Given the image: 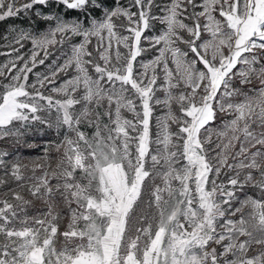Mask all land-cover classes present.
<instances>
[{
	"label": "snow or ice",
	"instance_id": "6c2138e0",
	"mask_svg": "<svg viewBox=\"0 0 264 264\" xmlns=\"http://www.w3.org/2000/svg\"><path fill=\"white\" fill-rule=\"evenodd\" d=\"M21 17L47 30L3 37L0 141L61 139L0 149V264H264V0H0Z\"/></svg>",
	"mask_w": 264,
	"mask_h": 264
},
{
	"label": "trees",
	"instance_id": "16d2710c",
	"mask_svg": "<svg viewBox=\"0 0 264 264\" xmlns=\"http://www.w3.org/2000/svg\"><path fill=\"white\" fill-rule=\"evenodd\" d=\"M11 21H12V19H9L5 22L0 23V49L4 44V39H3L4 32H3V30L5 29V25ZM0 63H1V60H0ZM34 127H39L40 131L29 134L27 137H25V139L29 143L34 144L35 147H26V146L25 147H17L16 145L11 143L10 141L5 142L6 144L4 146H1L4 150H8L10 152L18 153V155L16 156V160L28 165L29 168H31L33 163H41V164L46 163L45 160H41L42 155L40 153L41 150L44 148L45 143H48L49 141L58 142L60 140V137L54 135L53 132L47 130L45 128V126L37 125ZM49 156L53 157V158L50 159L48 162H51L52 166L55 167L56 161H57L55 159V157H56L55 153L50 152ZM29 174H31V173H29ZM39 174L40 173L38 171L36 173V175H39ZM42 207H43L42 205L37 203L36 209H41ZM36 209H34L33 211H36Z\"/></svg>",
	"mask_w": 264,
	"mask_h": 264
},
{
	"label": "rangeland",
	"instance_id": "374dc122",
	"mask_svg": "<svg viewBox=\"0 0 264 264\" xmlns=\"http://www.w3.org/2000/svg\"><path fill=\"white\" fill-rule=\"evenodd\" d=\"M24 0H19V3H23ZM120 2H125V0H120ZM38 8L40 6H37ZM45 12H48L50 11V9H43ZM70 15H76L75 12H70L69 13ZM32 21H35V23H31V21L27 18H24V17H21V18H18V19H12L11 22H8L6 25H5V29L3 30L4 32V36H6L8 34V32L12 29V27H17V28H24V29H27L29 31H31L33 28H38L40 29L41 31H46L47 28H46V22L44 21H41V20H37L35 17H32L31 18ZM119 23V22H118ZM162 25H159V24H156L155 25V28L157 31H160L162 30ZM118 31H122V29H118ZM74 39H79V38H74ZM7 42L6 40H4V44L3 46L1 47L0 49V53L2 52H7L9 51V49L7 48L6 46ZM183 47V46H182ZM65 48L67 49L68 48V45L66 44L65 45ZM30 50H31V45L28 44L27 42L25 43V48L22 49V52L25 56V59L28 58V56L30 55ZM155 54V49H152L148 52H146L142 57L138 58L140 60H148V59H151ZM56 55H60L59 51L56 53ZM9 58L7 56H4V55H0V60H1V63L0 65L4 64L7 62ZM54 59V57H50V59L48 61H46V64H49L51 63V60ZM20 63H23L22 61ZM46 71V68L45 66L41 65V66H38L36 69H34V72H40V73H43ZM69 75H71V73H69ZM66 77L63 76V74H61V77H59L58 79H64ZM35 80V76L33 74H30L29 75V82H33ZM159 114V113H157ZM61 139V137H60ZM0 149H3L1 146H4L6 143L3 142V141H0ZM59 142V141H58ZM47 143H45L46 145ZM44 145V147H45ZM42 149V148H41ZM44 149V148H43ZM42 149V150H43ZM4 150V149H3ZM41 150V160H44L42 159V157L45 156V152ZM54 152V151H53ZM50 153V152H49ZM49 153L47 154L49 156ZM55 153V152H54ZM56 157L59 156V153H55ZM46 163H51V162H48V161H45ZM57 163V161H56ZM67 221L65 220L63 223H66ZM61 230H63V224H62V227H61ZM59 246V245H58Z\"/></svg>",
	"mask_w": 264,
	"mask_h": 264
}]
</instances>
